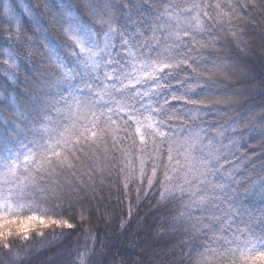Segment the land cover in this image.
<instances>
[{
	"label": "snow or ice",
	"instance_id": "snow-or-ice-1",
	"mask_svg": "<svg viewBox=\"0 0 264 264\" xmlns=\"http://www.w3.org/2000/svg\"><path fill=\"white\" fill-rule=\"evenodd\" d=\"M34 7H24L33 23L27 35L11 0H0L7 25L0 78L10 82L0 92V248L11 253L14 238L31 242L50 228L72 235L91 224L92 202L107 183L118 199L131 195L130 186L137 203L155 197L158 231L181 225L194 238L206 235L194 264H264V208L244 202L247 193L264 195V167L242 183L236 174L248 157L232 158L235 138L224 143L242 125L264 137V106L255 123L228 124L241 96H264V75L225 50L233 44L249 55L246 30L259 21L264 63V0H38ZM56 29L59 46L50 40ZM41 49L45 71L21 78ZM237 73L240 93L227 84ZM22 83L26 109L15 91ZM209 116L224 123L206 127ZM49 200L92 207L82 208L78 225L51 213ZM126 207L130 217L131 199ZM29 254L18 250L12 264ZM78 264H90L87 250Z\"/></svg>",
	"mask_w": 264,
	"mask_h": 264
},
{
	"label": "trees",
	"instance_id": "trees-1",
	"mask_svg": "<svg viewBox=\"0 0 264 264\" xmlns=\"http://www.w3.org/2000/svg\"><path fill=\"white\" fill-rule=\"evenodd\" d=\"M34 11L35 5L38 0H30ZM27 18L22 24L24 25L27 35H31L28 31L29 25L27 24ZM2 24H0L1 29ZM261 25L259 21L250 25L246 30L248 33L249 43L253 44L252 52L244 57L239 56V50L235 48L233 44H229L227 52H229L234 58H240L248 65H255L256 73L260 72L261 68V53L259 48V36ZM253 37L255 43H253ZM34 61H40L41 58L36 56L29 63V67L35 71ZM47 61L39 63L40 68H44ZM24 75H29L28 72L22 73L21 78ZM40 75V73H36ZM0 83H4L1 81ZM6 84V83H5ZM228 86L233 91L240 93L245 89V84L242 83L240 74L237 73V78L228 81ZM262 106H264V96L248 93L241 96L240 103L235 105V111L231 113L228 124H231L232 120H240L241 117L247 119L252 117L251 123H255L259 119L262 112ZM224 123L223 120H216L213 116L206 117L204 124L207 127L209 124L219 125ZM228 124L225 126L227 127ZM241 133L243 136L241 138ZM214 134V133H213ZM228 137L235 138L238 141L239 151H236V147H232V151L236 152V155L232 157H248L244 166L237 173V179H240L242 183H247L246 177H255L262 167H264V149L260 148L261 141L264 140L259 131L252 132L250 128H245L243 125L237 129L236 132H227L224 143L228 144ZM239 163V160L236 161ZM258 178V177H256ZM109 185L105 184V190L101 192V199L92 202L94 208L93 218L91 224H85L81 232L72 235H65L67 230H61L56 228V233L53 236H47V238H41V240L34 244L32 248L28 250L29 255L24 257L25 260L30 261L31 264H70L71 260L78 254L87 250L89 261L92 264H110L112 254L124 258H131L139 261L145 253V239L155 238L158 224L162 221L163 216L158 210V205L155 203V197H145L138 203L134 199V186H130V196L122 197L118 199L119 193L116 188L111 189L109 193ZM129 199L133 203V212L129 217L127 215L126 205ZM248 197L245 200H250ZM251 207V205H249ZM255 210V209H253ZM106 213L111 215V219L108 220ZM123 220H127L128 223L121 225ZM151 237L148 236L149 230ZM157 241V245H159ZM179 243L178 240L170 238L164 241V246L171 247ZM3 259H8L4 256Z\"/></svg>",
	"mask_w": 264,
	"mask_h": 264
},
{
	"label": "clouds",
	"instance_id": "clouds-1",
	"mask_svg": "<svg viewBox=\"0 0 264 264\" xmlns=\"http://www.w3.org/2000/svg\"><path fill=\"white\" fill-rule=\"evenodd\" d=\"M21 3H23V0H21ZM68 3L70 5H74L78 3V0H68ZM81 15L83 16V13H81ZM83 18L85 19V21L87 20L86 16H83ZM27 24L29 25L28 30L30 31L33 27V23L31 20H28ZM50 40H52L56 46H59L61 44L59 29H56L54 34L50 36ZM46 55V52L41 49L39 54L34 56H39L41 60H33L36 65L35 71L33 70V68H30L28 66L27 72L29 73L30 77H39V75H36V73L42 74L45 71V67L47 64H45L44 68L42 69L39 67V63L47 61ZM0 63H2V61H0ZM252 68L256 73L255 65H252ZM256 74L257 76L264 75V63L261 62L260 72ZM6 88L7 84L0 83V92L4 91ZM9 91H12V89H9ZM15 91L18 94V100L22 108L26 109L29 106V97L25 85L23 83L20 84L19 87L15 89ZM0 111H4L2 103H0ZM11 118L13 117H10V119ZM250 131L256 132L259 130L250 129ZM242 134L243 133H241V135ZM243 196L244 194H242V198ZM246 196L247 198L251 197L250 200H247V205H251V207H253L254 209L264 208V195H261L259 192H254L247 193ZM45 206L51 213L69 217L72 219L73 223H76L78 225L80 224L79 214L82 208H89V211H91L92 207L91 205L87 204L82 206L77 201L69 202L67 200H49ZM83 228L84 225L78 227L73 234L81 232ZM176 229V231L157 230L155 233V238L145 245L144 256L139 261L112 254L110 264H194L192 253L196 249L202 248L203 243L208 239V237L206 235H197L194 238L193 236L188 234V229L181 225H176ZM43 231L45 233L43 238L46 239L47 236H53L56 233V228L45 229ZM32 236L33 239L31 240V242H24L20 238H14V240L12 241L13 250L11 253H6L3 248H0V264H12V258L18 250L24 249L25 252H28V250L32 248L35 243L41 240V237L36 232H34ZM170 238L178 240L179 243L172 245L171 247L164 246V241L169 240ZM157 241L160 242L159 245H157ZM4 256H7L8 259H3ZM24 264H31V262L24 259ZM70 264H78V254L71 260ZM90 264H92L91 261Z\"/></svg>",
	"mask_w": 264,
	"mask_h": 264
},
{
	"label": "rangeland",
	"instance_id": "rangeland-1",
	"mask_svg": "<svg viewBox=\"0 0 264 264\" xmlns=\"http://www.w3.org/2000/svg\"><path fill=\"white\" fill-rule=\"evenodd\" d=\"M78 2H79V0H78ZM11 3H12L13 8L15 9V11L17 12V14L20 16L21 22L23 23L28 18V16L24 13V7H33L31 1L30 0H23V3H21V0H11ZM6 29H7V25H2L0 32L5 31ZM1 81H3L6 84L10 83V82H6L3 78ZM152 232H153L152 229H151V232L149 230V233H148V236L150 235L149 237H151ZM151 240L152 239H149V241H151ZM149 241H147L145 239V244H147Z\"/></svg>",
	"mask_w": 264,
	"mask_h": 264
}]
</instances>
